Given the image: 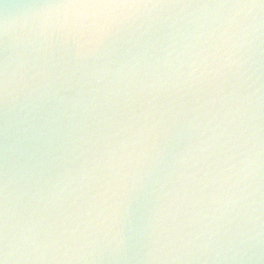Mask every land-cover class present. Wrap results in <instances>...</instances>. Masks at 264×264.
Segmentation results:
<instances>
[{"label":"water","instance_id":"1","mask_svg":"<svg viewBox=\"0 0 264 264\" xmlns=\"http://www.w3.org/2000/svg\"><path fill=\"white\" fill-rule=\"evenodd\" d=\"M0 213L2 264H264V3L0 0Z\"/></svg>","mask_w":264,"mask_h":264},{"label":"snow or ice","instance_id":"2","mask_svg":"<svg viewBox=\"0 0 264 264\" xmlns=\"http://www.w3.org/2000/svg\"><path fill=\"white\" fill-rule=\"evenodd\" d=\"M73 2L84 5L100 6V5H119L126 3H136V2H142V0H73ZM261 3H264V0H261ZM84 23H87V21H85ZM0 216H2V213H0ZM0 227H2V222H0ZM0 264H2V262H0Z\"/></svg>","mask_w":264,"mask_h":264}]
</instances>
